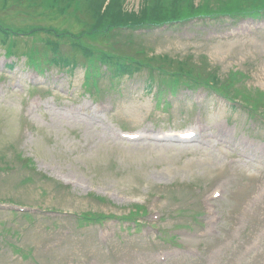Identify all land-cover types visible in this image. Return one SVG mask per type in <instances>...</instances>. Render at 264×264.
Masks as SVG:
<instances>
[{"label":"rangeland","instance_id":"374dc122","mask_svg":"<svg viewBox=\"0 0 264 264\" xmlns=\"http://www.w3.org/2000/svg\"><path fill=\"white\" fill-rule=\"evenodd\" d=\"M200 1L114 0L109 4L110 0H90L84 12L94 20L109 4V10L124 15L154 17L182 4L196 12L223 5L220 0L200 8ZM57 4L55 0H0V21L14 29L34 30L36 42L29 41V46L54 31L62 41L68 31L93 26L83 18L75 21L76 14L59 11ZM253 24L263 26L262 21ZM187 26L157 29L159 34L145 36L137 44L144 46L156 65L179 71L195 66L196 72L210 70L219 78L244 70L249 76L238 83L264 89V37H223L240 27L226 21ZM63 43L68 49L70 45ZM16 47L20 54L28 49L23 42ZM5 51L0 43V165L4 170H0V200L57 213L47 212L35 222L9 211L0 213V235L9 230L0 239V264H159L156 255L168 250L159 249L148 237L128 236L108 222L103 230L115 234L109 233L105 246L98 235L100 225L82 226L76 221L80 212L128 214L134 204L159 212L160 224L177 233L185 245L182 251L201 248L205 254L199 260L188 256L186 261L167 264H218L217 257L232 245L231 255L221 264H264V118L249 121L240 104L231 107L217 94L186 88L166 108L165 99L155 97L157 86L154 90L143 86L142 71L118 87L114 114H98L83 109L94 96L84 89L82 66L71 73L52 65L38 79L24 55H18L17 61L9 57L15 60L14 68L6 69ZM115 96L110 94L112 99ZM193 101L204 103L207 112L196 122L206 133L191 144H137L117 137L119 128L126 126L160 129L192 124L199 113L193 110L197 108ZM19 153L33 159L32 168L23 165ZM41 173L71 189L57 187L56 181L46 180ZM199 211L197 220L193 216ZM211 248L210 261L206 255Z\"/></svg>","mask_w":264,"mask_h":264}]
</instances>
